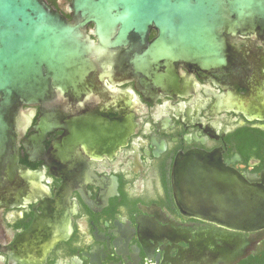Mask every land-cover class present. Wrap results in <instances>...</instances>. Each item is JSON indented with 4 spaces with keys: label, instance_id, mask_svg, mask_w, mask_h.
<instances>
[{
    "label": "flooded vegetation",
    "instance_id": "1",
    "mask_svg": "<svg viewBox=\"0 0 264 264\" xmlns=\"http://www.w3.org/2000/svg\"><path fill=\"white\" fill-rule=\"evenodd\" d=\"M50 2L71 21L69 0ZM156 36L150 30L148 42ZM225 46L222 65L180 64L167 75L172 84L160 85L136 72L123 49L90 56L92 68L75 87L54 86L21 106L13 207L0 211V264H264V239L250 246L260 232L198 219L174 193L175 162L188 153L219 159L247 183L264 173V37L228 38ZM43 113L54 130L40 140ZM36 220L39 238L54 227L62 239L20 263L19 254H41L18 242Z\"/></svg>",
    "mask_w": 264,
    "mask_h": 264
},
{
    "label": "water",
    "instance_id": "2",
    "mask_svg": "<svg viewBox=\"0 0 264 264\" xmlns=\"http://www.w3.org/2000/svg\"><path fill=\"white\" fill-rule=\"evenodd\" d=\"M67 13L70 22L46 0H0V211L13 207L16 111L54 94V86L58 92L75 87L92 68L87 57L123 49L136 72L160 85L180 64L222 65L228 38L264 37V0H69ZM90 25L96 42L87 35ZM150 30L157 33L152 42ZM53 130L54 119L43 113L35 127L39 139ZM257 182L201 153L179 157L173 171L184 212L237 232H260L250 246L264 239V173ZM43 229L36 220L19 238L27 249L41 247V254H19L18 262L44 257L62 239L54 227L39 238ZM248 252H238L234 262Z\"/></svg>",
    "mask_w": 264,
    "mask_h": 264
},
{
    "label": "trees",
    "instance_id": "3",
    "mask_svg": "<svg viewBox=\"0 0 264 264\" xmlns=\"http://www.w3.org/2000/svg\"><path fill=\"white\" fill-rule=\"evenodd\" d=\"M46 2L48 3V4H50L51 2H50V0H46Z\"/></svg>",
    "mask_w": 264,
    "mask_h": 264
}]
</instances>
